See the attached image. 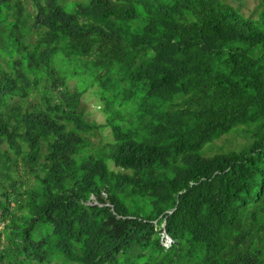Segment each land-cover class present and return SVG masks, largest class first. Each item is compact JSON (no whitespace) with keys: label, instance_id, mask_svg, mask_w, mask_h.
Listing matches in <instances>:
<instances>
[{"label":"trees","instance_id":"obj_1","mask_svg":"<svg viewBox=\"0 0 264 264\" xmlns=\"http://www.w3.org/2000/svg\"><path fill=\"white\" fill-rule=\"evenodd\" d=\"M0 226V264H264V0H0Z\"/></svg>","mask_w":264,"mask_h":264},{"label":"rangeland","instance_id":"obj_2","mask_svg":"<svg viewBox=\"0 0 264 264\" xmlns=\"http://www.w3.org/2000/svg\"><path fill=\"white\" fill-rule=\"evenodd\" d=\"M234 6H240L242 11L246 14H249L252 9L257 4V0H229ZM83 104L88 112V117L91 120H94L99 123H105L106 121V115L102 111V104L99 101L96 87L89 89L86 91V93L83 96ZM106 133H108V129L105 130ZM237 140L239 138L236 137L234 134L224 135L222 138L216 140L215 146L212 147L209 154L215 153V147L217 145H226V147H237ZM241 141V139H240ZM1 227V226H0ZM163 244L168 246L170 244V239L167 236H164Z\"/></svg>","mask_w":264,"mask_h":264},{"label":"water","instance_id":"obj_3","mask_svg":"<svg viewBox=\"0 0 264 264\" xmlns=\"http://www.w3.org/2000/svg\"><path fill=\"white\" fill-rule=\"evenodd\" d=\"M169 239H170V241H171V238L169 237V236H167Z\"/></svg>","mask_w":264,"mask_h":264}]
</instances>
